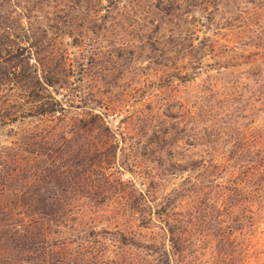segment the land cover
<instances>
[{
	"label": "rangeland",
	"instance_id": "obj_1",
	"mask_svg": "<svg viewBox=\"0 0 264 264\" xmlns=\"http://www.w3.org/2000/svg\"><path fill=\"white\" fill-rule=\"evenodd\" d=\"M13 159L72 183L19 264H264V0H0Z\"/></svg>",
	"mask_w": 264,
	"mask_h": 264
},
{
	"label": "trees",
	"instance_id": "obj_2",
	"mask_svg": "<svg viewBox=\"0 0 264 264\" xmlns=\"http://www.w3.org/2000/svg\"><path fill=\"white\" fill-rule=\"evenodd\" d=\"M6 77H11L15 74L18 62L14 65L6 63ZM13 68V69H12ZM16 68V69H15ZM57 81L48 79V77L37 78L36 84L32 85V92L39 86L46 89L48 86H54ZM26 89H31L29 86L23 85ZM35 102H41L42 110L38 112L40 116L54 114L56 112L55 102L46 99L40 93L34 95ZM46 99V100H45ZM45 100L43 103L42 101ZM80 124L82 122H79ZM79 128H81L79 126ZM43 131L34 136V139L41 138ZM40 143V142H36ZM41 144V143H40ZM37 145V144H36ZM43 158V157H40ZM14 162H9V171L5 169L0 173V190L5 192L4 188L10 186L18 188L19 191L15 195L14 200L4 205L0 202V243L1 248L4 247L7 251L12 248L11 253L6 259L0 256V264H19L20 260L15 258V250L18 244L28 241H35V244L43 245L48 241V231L45 227L58 226L62 224L70 215L72 209V198L66 196L64 189L71 186L70 180L67 182L54 176L53 172L49 173V167L44 168L43 172H39L30 160H25L16 167ZM46 161L45 163H47ZM10 168H13L12 170ZM13 172H11V171ZM10 172V173H9ZM46 174L43 176V174ZM42 188L45 189L42 190ZM49 190L51 191L49 193ZM40 248L35 249L30 253L28 263L35 262V253H41ZM48 255V253H45Z\"/></svg>",
	"mask_w": 264,
	"mask_h": 264
}]
</instances>
